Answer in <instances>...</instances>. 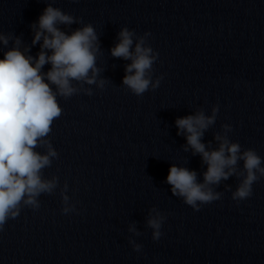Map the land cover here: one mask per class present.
Wrapping results in <instances>:
<instances>
[{
    "label": "water",
    "instance_id": "water-1",
    "mask_svg": "<svg viewBox=\"0 0 264 264\" xmlns=\"http://www.w3.org/2000/svg\"><path fill=\"white\" fill-rule=\"evenodd\" d=\"M47 3L80 19L67 32L92 24L97 80L108 82L57 97L63 112L48 139L58 156L43 175L57 177L58 186L38 197V209L22 206L0 230V264H264V177L241 201L232 199L237 178L222 181L221 199L199 211L166 183L172 164L203 181L207 166L184 151L175 120L198 109L211 115L216 105L202 142L215 148L214 133L229 124V139L254 149L264 166V0H0V33L19 37L35 57L40 44L32 45L30 25ZM122 27L136 37L150 33L147 45L158 54L152 80L162 77L160 84L141 96L122 84L131 61L111 55ZM12 43L0 44V59ZM65 184L76 209L67 214ZM152 207L166 217L156 241L146 223ZM133 224L141 235L128 232Z\"/></svg>",
    "mask_w": 264,
    "mask_h": 264
},
{
    "label": "clouds",
    "instance_id": "clouds-1",
    "mask_svg": "<svg viewBox=\"0 0 264 264\" xmlns=\"http://www.w3.org/2000/svg\"><path fill=\"white\" fill-rule=\"evenodd\" d=\"M80 23L79 18L47 3L38 20L30 25L32 45L40 44L35 57L29 54V46L22 47L19 37L0 33V44L6 47L10 40L13 42L0 59V230L10 218L20 214L22 206L38 209V197L53 193L58 186L57 177L47 179L43 175V170L58 156L48 139L53 122L63 112L57 97L68 99L79 93L81 88L77 85L95 84L103 89L108 82L97 80L101 71L97 67L100 46L92 24H84L70 32L64 30ZM149 35L145 32L136 37L134 31L122 27L117 34L118 42L110 50L112 57L131 61L125 65L122 84L136 96L143 95L150 87L156 89L162 79L152 80L158 54L147 45ZM45 65L51 66L46 72L43 71ZM83 91L92 95L91 88ZM218 111L216 105L211 115L198 109L194 114L175 120L177 135H184L186 139L184 151L191 149L207 167L200 182L195 170L172 164L166 183L171 186L173 196L182 198L196 211L201 205L221 199L223 193L216 188L222 181L237 178L239 183L232 191V199L241 201L252 195V185L264 177L261 156L251 148L242 150L238 142L229 139L231 125L224 124L222 133H214L215 148L211 147V141L202 142L204 133L214 125ZM38 148L45 151H37ZM240 161H243L242 168ZM67 187L65 184L61 192L65 214L76 210L65 194ZM225 188L230 186L225 185ZM165 219L156 207L150 209L146 223L153 230L154 241L163 235L161 227ZM128 232L141 235L134 224L128 227ZM129 243L134 251H141V244L132 239Z\"/></svg>",
    "mask_w": 264,
    "mask_h": 264
}]
</instances>
